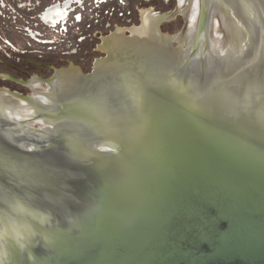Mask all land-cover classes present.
<instances>
[{"label":"water","instance_id":"95a60500","mask_svg":"<svg viewBox=\"0 0 264 264\" xmlns=\"http://www.w3.org/2000/svg\"><path fill=\"white\" fill-rule=\"evenodd\" d=\"M1 76L0 264H264V0L141 5L93 72Z\"/></svg>","mask_w":264,"mask_h":264},{"label":"rangeland","instance_id":"374dc122","mask_svg":"<svg viewBox=\"0 0 264 264\" xmlns=\"http://www.w3.org/2000/svg\"><path fill=\"white\" fill-rule=\"evenodd\" d=\"M40 1L41 4L22 7L19 0H0V36L16 46L15 49L0 40V74L23 79L53 76L57 69L69 65L93 72L102 37L119 24H138L141 5L172 13L175 9V0H109L102 4L85 0L81 5L72 1L65 24L67 31L58 32L56 27L40 21L43 7L57 0ZM78 13L82 14L81 21L75 19ZM28 27L47 34L55 42L45 44L31 39L25 34ZM27 50L30 52L21 53Z\"/></svg>","mask_w":264,"mask_h":264},{"label":"flooded vegetation","instance_id":"af4514ba","mask_svg":"<svg viewBox=\"0 0 264 264\" xmlns=\"http://www.w3.org/2000/svg\"><path fill=\"white\" fill-rule=\"evenodd\" d=\"M72 1H75V3H78L79 5H81L83 3L82 0H67V1H64V2L57 0L54 3H52V4L50 3L47 6L43 7V9L41 11V14H40V21L42 22V24H45V25H47L49 27H56V28H59V26H62L63 24H66V20L69 17L68 14H69V11H70V10H68V8L71 7L70 4H72ZM99 1L100 0H98V2ZM101 1H106V0H101ZM41 3L42 2L40 0H19V5L22 6V7L28 6V5L32 6V5L41 4ZM66 3H68V4H66ZM4 4H5V2L3 1V5ZM65 4L67 5L66 6V10H65L66 14L63 17H61L58 20H56V22L54 24L48 23V21H46L44 19V16L46 15V11H49L52 7H54V5L64 7ZM25 31H26V33H25L26 36H29L33 40L39 39L38 37H40V35L38 33H36L35 29H33L32 27H28L27 29H25ZM0 40L4 41L6 44H8L11 47H15V49H16V46H14V44H12L9 40H5L2 35L0 36ZM29 52L30 51L27 50V51H23L21 53L22 54L23 53L26 54V53H29ZM61 69H64V68H61ZM58 70H60V69H57L55 74L57 73ZM1 75L2 74H0V77H2ZM7 76L8 77H6V78H4L2 80L8 81V84L11 87L16 88V89H23L24 87L30 88V86L27 83V82L30 81L29 79L26 80V79L14 77V76H11V75H7ZM44 79H51V78H44Z\"/></svg>","mask_w":264,"mask_h":264},{"label":"bare ground","instance_id":"6f19581e","mask_svg":"<svg viewBox=\"0 0 264 264\" xmlns=\"http://www.w3.org/2000/svg\"><path fill=\"white\" fill-rule=\"evenodd\" d=\"M66 4L64 5V7L54 5V7H52L49 11H46V15L44 16V19L48 21V23L54 24L56 20H58L59 18L63 17L66 14L65 13L66 6H67ZM106 37L107 36L102 37V40H104ZM61 70L62 69L58 70L57 72Z\"/></svg>","mask_w":264,"mask_h":264},{"label":"built area","instance_id":"2783aa9c","mask_svg":"<svg viewBox=\"0 0 264 264\" xmlns=\"http://www.w3.org/2000/svg\"><path fill=\"white\" fill-rule=\"evenodd\" d=\"M85 0H83V3H84ZM109 0H106V1H99L97 0V3H105V2H108ZM79 8V7H78ZM77 17H79V19H77ZM75 19L78 20V21H81L82 20V14L81 13H78L75 15ZM67 22V21H66ZM56 31L58 32H65L67 31V28L65 27V24H63L62 26H59V28H56L55 29ZM35 32L38 33L40 35V37H38L39 39H36L35 41L37 42H41V43H45V44H50V43H54L55 41L53 40H50L49 39V36L47 34H43L41 31L35 29ZM41 38V39H40Z\"/></svg>","mask_w":264,"mask_h":264},{"label":"snow or ice","instance_id":"6c2138e0","mask_svg":"<svg viewBox=\"0 0 264 264\" xmlns=\"http://www.w3.org/2000/svg\"><path fill=\"white\" fill-rule=\"evenodd\" d=\"M77 19H79V17H77Z\"/></svg>","mask_w":264,"mask_h":264}]
</instances>
